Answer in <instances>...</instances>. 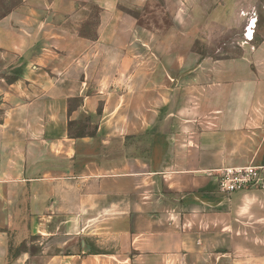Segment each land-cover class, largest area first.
Listing matches in <instances>:
<instances>
[{
    "label": "crops",
    "instance_id": "1",
    "mask_svg": "<svg viewBox=\"0 0 264 264\" xmlns=\"http://www.w3.org/2000/svg\"><path fill=\"white\" fill-rule=\"evenodd\" d=\"M257 2L0 0V264H264Z\"/></svg>",
    "mask_w": 264,
    "mask_h": 264
},
{
    "label": "rangeland",
    "instance_id": "2",
    "mask_svg": "<svg viewBox=\"0 0 264 264\" xmlns=\"http://www.w3.org/2000/svg\"><path fill=\"white\" fill-rule=\"evenodd\" d=\"M159 4V3H158ZM160 5H156L155 7H148L146 8V12L150 13V12H158L159 15H161L162 21L159 22L163 25H166L168 23V16H165L163 10L160 9L159 7ZM254 10V12L256 13V19H257V30L259 31V29H263L264 31V0H258L257 5H255L252 8V11ZM167 15V13H166ZM259 35L255 34V40L257 39L256 37H258ZM242 33H236L233 35H229V36H206V37H198L197 39L194 40V53L198 56H200L201 58H207V57H212V58H217L220 56H233V55H238V51H236L233 47L236 45H239L240 42L242 41ZM179 39V44H185L186 39L183 36L178 37ZM254 40V41H255ZM257 41V40H256ZM220 44H226L228 47H230L229 51H225V52H218V51H214V50H207L206 47H217ZM32 241H34V238L31 239ZM25 244V243H24ZM36 245V244H34ZM11 246V250L12 252L10 253V255L13 254L14 251H16L20 246L15 244ZM33 247V246H32ZM21 248V247H20ZM23 248V247H22ZM26 248V246H25ZM32 251L36 252L37 249H33L31 248Z\"/></svg>",
    "mask_w": 264,
    "mask_h": 264
},
{
    "label": "built area",
    "instance_id": "3",
    "mask_svg": "<svg viewBox=\"0 0 264 264\" xmlns=\"http://www.w3.org/2000/svg\"><path fill=\"white\" fill-rule=\"evenodd\" d=\"M217 189L225 196L249 190L264 191V164L223 169L217 180Z\"/></svg>",
    "mask_w": 264,
    "mask_h": 264
},
{
    "label": "trees",
    "instance_id": "4",
    "mask_svg": "<svg viewBox=\"0 0 264 264\" xmlns=\"http://www.w3.org/2000/svg\"><path fill=\"white\" fill-rule=\"evenodd\" d=\"M19 2V1H18ZM20 247L16 250V251H14L13 252V254L12 255H10V253L12 252V250L10 249L11 248V246H9V257H11V258H14V257H16L18 254H20L21 252H25V251H27L28 249H27V247L25 248V244L24 243H21L20 245H19ZM23 247V248H22ZM32 251V250H31ZM32 252H34V251H32Z\"/></svg>",
    "mask_w": 264,
    "mask_h": 264
}]
</instances>
